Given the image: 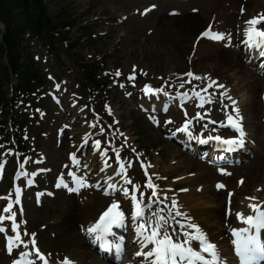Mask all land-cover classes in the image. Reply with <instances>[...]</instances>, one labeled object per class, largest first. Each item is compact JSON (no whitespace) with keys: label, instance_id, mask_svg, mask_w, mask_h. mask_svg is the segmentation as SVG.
<instances>
[{"label":"snow or ice","instance_id":"6c2138e0","mask_svg":"<svg viewBox=\"0 0 264 264\" xmlns=\"http://www.w3.org/2000/svg\"><path fill=\"white\" fill-rule=\"evenodd\" d=\"M152 7H155L153 5ZM146 11H148L146 9ZM243 11V9H242ZM248 27L244 29L245 40L244 43L250 49H259L260 55L264 56V14H258L257 16L247 20L245 22ZM260 25V27H257ZM202 37H209L213 40H223L224 34L218 32H212L211 26L205 32L201 33ZM230 39V37H229ZM116 75L119 76L120 72L117 71ZM188 77L193 79H200V77H194L193 73L188 72L186 74ZM129 79H134V76H130ZM210 80V78H208ZM215 84V81H211L208 87H212ZM58 87V85H57ZM183 87V84L181 85ZM219 87H223L219 85ZM207 91V89H203ZM145 94H157L164 93L163 88L153 89L151 86L146 85L144 88ZM226 95V94H222ZM187 96V93H184L180 96L181 101L183 102L184 98ZM193 96L199 100L201 103L200 107H203L205 102L201 97L200 92L193 91ZM232 101L233 108L232 112L236 115H230L226 113V119L228 124L234 130L235 135L229 138H223L221 135H207L206 138L200 135H195L189 128V125L192 123L191 120L186 119L183 127L178 128L177 131L185 132L189 139H195L200 143H207L209 141H215L218 145L226 147L229 150H233L237 147H241L244 144L245 131L241 123V117L239 116V110L234 106L235 101L231 97H227ZM210 102V101H207ZM167 110V109H165ZM187 115V113H185ZM197 118H202L197 114ZM154 119V118H153ZM155 122V119H154ZM171 121H166L170 123ZM215 123V121H211ZM203 127H207L204 125ZM215 129H213L214 131ZM101 142L99 140L95 141V147L99 148ZM133 151H135L133 149ZM103 155V153H102ZM73 164L79 166V161L76 160L75 156L71 157ZM117 163L119 164L118 175H121L124 178L125 184L131 185V190L129 188H121L125 197H130L132 203V209L130 212L131 220L136 224V232L140 237L142 247L147 248L148 250L144 252H137V255H142L148 264H232L231 261L226 260L221 253L218 251V246L214 242H211L206 234L201 230L200 226L190 222V218L185 214L176 211V216H184L185 220L189 222L187 224L180 223L173 220V223L179 224L178 231L176 228L172 227V224L169 223V219L172 216V213L169 212L168 216H164L161 212H154L150 216L145 215V209L151 208L153 203L157 201L152 200V197L157 196L156 186L152 183L149 178L146 187L151 190V197L148 198V203H145L144 193H139V198L137 192L139 191V186L135 185L131 180L126 179V169L123 163H120L119 153H117ZM105 166L110 167L105 161ZM131 165H129L130 167ZM144 167L143 165H141ZM150 166V165H149ZM3 165H0L2 169ZM88 167V165H84ZM103 171V169H101ZM223 172V168H221ZM68 176L72 178V182L77 185L76 188L69 187L68 184L64 183V179L60 178L57 186H63L68 188L70 192L78 191L79 188L87 186V182L84 177H78L74 172H68ZM29 184L32 183L31 180L28 181ZM110 187L115 190V185H110ZM222 187V185H218ZM20 189H16V202L19 203ZM255 199V198H250ZM162 203V201H160ZM172 208H176V201L172 200ZM11 203L4 208L5 213L11 212ZM249 207L252 209L254 215L245 216L242 213H237V217L242 220L247 227L231 230L232 239L231 243L235 246V254L239 258V264H260V261H264V241H262L261 233L264 230V210H261V206L258 204H250ZM16 213L11 212L7 217L0 215V222L8 219L11 221V229L14 235H9L5 237L6 240V249L9 254L12 253L13 248L23 244L25 248L28 247L27 243H24L21 240L19 232V224L15 220ZM125 223V213L120 210V205L118 201H113V203L100 215L99 219L94 225L87 229V234L99 242L100 247L106 248L110 247V243L107 240L112 234L113 227L122 226ZM187 229H192L193 231H188ZM4 227H0V232H5ZM34 236V234H33ZM193 241L197 242L196 246L193 245ZM32 245L31 252H22L20 258L13 261V264H36V260L42 262V264H50L47 256L40 252L39 248L36 246V241L33 238L30 241ZM150 246V247H148ZM115 249L119 255L122 251L121 243L117 242L115 244ZM32 252L35 253V259L32 257ZM60 264H73L67 257Z\"/></svg>","mask_w":264,"mask_h":264},{"label":"rangeland","instance_id":"374dc122","mask_svg":"<svg viewBox=\"0 0 264 264\" xmlns=\"http://www.w3.org/2000/svg\"><path fill=\"white\" fill-rule=\"evenodd\" d=\"M46 1H51L52 6H48V11L51 15H54L58 7V2H56L55 0ZM154 1L157 0H62V2L66 4H73L78 15L84 14V16L86 17H84L83 20L90 21L93 18L105 16L108 18L109 21H113L114 17H116L117 19L121 15L128 16L125 21L120 23L118 28L108 29L103 26L98 27L95 30L96 34L107 31V35L102 39H99V42H96V47H98L99 49L98 54L106 55L108 52H111V50H114V53L106 61V69H110L111 67H121L123 71L125 69L127 72L130 70V64H136L139 68L148 67V70L150 72L151 70L155 69L161 74H164L165 70H171V67L174 65L176 69L178 68V70L180 69V71H184L187 67L185 62L190 49V37L192 33H188L187 31L183 30V28H181L179 24H177V22H180L183 17L190 18V14L188 13L187 15H181V17H179L178 19L166 20L168 21V23L164 21L163 23L167 24L166 26H164L162 24L157 25L155 22V20L157 19L155 17H152V19L149 18V20L146 17V21L143 22V20H140V18L138 17V14L133 13L134 8H141L147 3H152ZM220 2L221 6H223L222 3L224 2V4H228V6L233 7V5L236 3V0H220ZM217 5H215V8H217ZM190 6H187L186 9ZM167 9H169V5L160 4L158 11L162 12ZM215 10H212V12H214ZM204 25L205 23L203 22V24L195 31V34L198 33L204 27ZM75 36L76 34H74L72 37ZM88 45L90 46V44H87V42H85V44L82 46L83 48H85V50L83 49L80 51V57L82 59L86 55H90L94 52L93 50H88ZM175 45H178L179 47ZM33 51L40 56V64L38 65L42 73L44 75H47L45 74V71L46 73H49V71L55 73V64L49 62L47 65H44V63L41 62L43 54L37 46L34 48ZM212 64L213 60L210 59L209 61L208 56H205L204 60L197 64L196 69L207 71L208 73H210L213 72L211 70ZM239 65L241 66V64ZM231 68L232 67L213 68V70H215L213 74L219 78L221 77V72L226 73L223 75L230 76L232 75ZM124 105V100H120V102L116 104V106L119 108V110L117 111L119 118L115 121V123H117L118 128H123L127 132H129V134H132L133 139H137L138 142L141 143L142 148H148L150 144L146 142H150L151 138L156 134V132H154L153 129H150L147 125L145 126L149 129H140L136 125H133L132 120L138 118L139 113H131L133 109L131 107L132 104H129L127 107H124ZM142 121L143 120L141 119V122ZM142 123L144 124V122ZM140 130L141 132L143 131V134L146 136L144 140L145 142H143L142 138L137 137L139 133H141L139 132ZM172 146H169L168 151L172 149ZM178 156L179 157L176 158V161H178V163H176L175 161L176 164L174 166V170L176 172L173 174V176L177 177L182 174H184L185 176L186 173H191L190 177L186 178L190 182H192L193 186L197 184V182L194 180H196L197 178H203L205 180L203 184H208L205 189H211V187L213 186L212 181L209 180L208 183V177L202 176L200 173V171L206 172V170L201 168V165L193 162L189 157L180 155ZM172 158V154H169V156H166L165 160L169 161ZM263 160L264 157L260 158L258 162H255V159H252L251 164H246L242 166L239 170H236L235 178L231 181V187L235 189L236 182L234 180L237 177H242L241 175L243 173L247 174V182L244 183V190L242 188H239V190H243L244 194L248 192L251 186L256 184H263L261 182L262 177H260L262 172L258 171L257 173V167L258 165L262 164L260 162ZM260 170L264 169L260 168ZM180 185L185 186L184 184ZM200 196L207 200L216 199L214 202H217L218 206H223L224 193H222L219 197L220 202L217 201L218 197L213 198L210 192L207 190L204 194L201 193ZM53 202L56 203L57 206L53 205ZM27 207L28 215L26 216V220L30 221V226L38 229L40 225H47L48 230H51L49 228L51 226H54L55 224L49 225V223L55 222L56 219L63 216V214L65 213V207L60 205L57 200H47V203L43 207V209L34 208L32 204H28ZM83 210L85 209H80L79 213L75 212L73 215V219L67 221L66 231L63 229L62 232L53 231L55 233L53 235L56 237V239L52 240V237H50V232L48 233L47 230L42 231L43 238H39V242L42 245V249L44 251H51L52 256L55 255V253L61 252L69 256L71 255L75 259H80V256L73 255L74 252L72 251V249H77L78 244H81L83 247L85 245L82 244L83 242L81 239L77 238V233H73V228L76 223H81L83 222L82 220L86 219L84 217ZM84 251L86 252V250ZM0 264H10V262L5 256V252L2 247V240H0Z\"/></svg>","mask_w":264,"mask_h":264},{"label":"bare ground","instance_id":"6f19581e","mask_svg":"<svg viewBox=\"0 0 264 264\" xmlns=\"http://www.w3.org/2000/svg\"><path fill=\"white\" fill-rule=\"evenodd\" d=\"M261 0H248L246 3H244V8L248 9L249 6L252 7L253 12H258L259 10L256 9L257 6H259ZM253 4L256 5L253 6ZM197 17V16H196ZM194 16H190V18H188L185 21H181V22H177V24H179V26L181 28H183V30L187 31L188 33H192L191 38H194L196 36L195 31L203 24V22L205 21V19H197ZM156 18V17H155ZM157 20H155L156 24H162L164 26H166L168 23L167 18H161V17H157ZM166 23H163V22ZM4 36V34L2 35V37ZM236 39H238V42L236 43V45L239 44V42H242V40L245 39L244 36H235ZM225 41H221V42H215V41H207L204 38L203 41V45H204V52H208V56H210L211 59H213L214 63L212 64L211 69L213 68H218V67H232V75L227 77V81L229 82H233L230 80H235L236 81V87H235V91L238 94H236V97L239 99V103L241 104L242 107H246V106H256V101L258 98V91L259 89H256L255 84V78L253 77V74L246 69L245 67H241L239 64L241 63V61H243L244 63L247 62L246 58L244 60H242L241 58H239V60H237V57L235 56V52H230L227 50L226 46H224L223 44L227 42L226 38H224ZM240 39V40H239ZM232 40V38H231ZM124 64V63H122ZM221 74H226L224 72H221ZM90 85H93V83L91 82ZM197 85L198 83L194 84V89L196 91L197 89ZM258 88V87H257ZM230 91V90H229ZM250 100V102H247V100ZM163 108V107H162ZM250 109L248 108L247 111H249ZM252 112V111H251ZM257 125H255V127H253V122H252V126L249 130L250 132V137L253 141L256 140L257 144L258 141L260 142L259 138H257L258 136V132L256 131ZM213 130L210 129L204 133L206 134H210ZM165 132V131H164ZM256 137V138H255ZM89 140H92L91 138H89ZM255 142V143H256ZM262 144H264V141H262ZM261 151V149H260ZM264 151V149L262 150ZM261 151V152H262ZM47 152L50 154V151L47 150ZM103 160V159H100ZM172 162V161H171ZM169 171H173V168L169 169ZM263 174V182H264V173ZM185 180V179H184ZM208 179V183H209ZM197 182V184H203L205 181L202 178H198L196 180H194ZM205 189V188H204ZM204 189L202 192H204ZM207 190V189H206ZM256 191H252V198H257L260 196V194L263 192V190L260 189H255ZM65 191V190H64ZM212 192V191H211ZM214 192V191H213ZM214 195L219 196V194H215ZM197 190L196 189H191V187H187L184 191H183V196L181 198H179V206H183L184 208L182 209V211H184L185 209L190 211V215H192L194 217L193 221H197L198 223H200L202 225V227L205 228V230L208 232V236L210 238H212L215 243L218 246V249L221 253V255L223 256H228V258H225L228 261H231V257L229 255V248L227 246V242L229 239L228 235H224L223 231L225 230V228L222 226V224H220V220H219V214L217 212V209L215 208L214 205V200L213 199H204L201 196L197 197ZM58 198H59V202H62L63 204H65L66 206V210H68L67 214L62 216L61 218H59V221L57 222V225L54 227L56 231H60L62 232L63 230H67V226L66 223L69 220L73 219V215L74 212H79L78 211V207L75 205L74 203V197L71 195H64L63 191H60L58 193ZM208 198V197H206ZM218 199V198H217ZM235 197L231 199V206L235 208H237L238 213H242V214H246V207L244 205V203L240 202V201H235ZM201 201V202H199ZM204 206H203V205ZM189 217V216H188ZM191 218V217H189ZM170 224H172L173 228L177 229V226L174 225L173 222H170ZM138 238L135 239V241H137ZM96 242H98L95 239ZM93 243V242H92ZM99 243V242H98ZM85 247H83L81 244L77 245V249H72V251L74 252L73 255L76 256H80V264H84L88 263V264H104L101 260L98 259V257L96 256V254L94 255V253H92L91 251H89L88 249H86V252L84 251ZM223 253V254H222ZM72 254V253H71ZM87 259L89 260L87 262Z\"/></svg>","mask_w":264,"mask_h":264},{"label":"trees","instance_id":"16d2710c","mask_svg":"<svg viewBox=\"0 0 264 264\" xmlns=\"http://www.w3.org/2000/svg\"><path fill=\"white\" fill-rule=\"evenodd\" d=\"M39 3V0H0V23L5 27L0 42V53H7L14 69L20 55L17 38L26 30L42 34L52 29L45 9L39 7ZM16 7L22 10L18 15L13 14Z\"/></svg>","mask_w":264,"mask_h":264}]
</instances>
